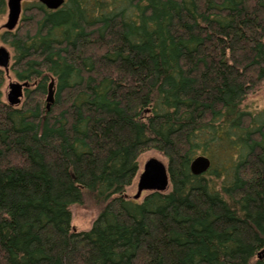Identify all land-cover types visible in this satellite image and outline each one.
I'll use <instances>...</instances> for the list:
<instances>
[{"label":"trees","instance_id":"1","mask_svg":"<svg viewBox=\"0 0 264 264\" xmlns=\"http://www.w3.org/2000/svg\"><path fill=\"white\" fill-rule=\"evenodd\" d=\"M1 40L30 87L0 69V264H264V0H34ZM149 150L170 189L138 202Z\"/></svg>","mask_w":264,"mask_h":264},{"label":"water","instance_id":"2","mask_svg":"<svg viewBox=\"0 0 264 264\" xmlns=\"http://www.w3.org/2000/svg\"><path fill=\"white\" fill-rule=\"evenodd\" d=\"M25 0H8L7 22L3 26L5 31H14L23 14V2ZM48 10L60 9L65 0H40ZM12 63V55L6 47H0V69L9 74ZM30 87L29 83H10L7 92V103L11 106H19L24 99L25 91ZM264 101V95H263ZM47 109L54 103V82L50 83L47 96ZM211 166L210 160L205 157L196 159L192 165V172L195 175L205 173ZM170 189V177L167 165L159 159H150L144 166L143 172L138 176L137 193L134 200H140L144 193L160 192L165 193Z\"/></svg>","mask_w":264,"mask_h":264},{"label":"rangeland","instance_id":"3","mask_svg":"<svg viewBox=\"0 0 264 264\" xmlns=\"http://www.w3.org/2000/svg\"><path fill=\"white\" fill-rule=\"evenodd\" d=\"M33 2H34V0H25L23 2V7L25 8ZM6 22H7V15L5 17H3L2 19H0V47H6L10 51V53L13 57V54H12V51L10 50V48L7 47L1 40V36L5 31L3 29V26L6 24ZM12 63H13V60H12ZM12 63H11V65H12ZM15 82H17V80L12 75V73H10L7 76L6 84L4 86V96H5L6 101H7V99H6L7 89L9 87L10 83H15ZM263 95H264V90L259 91L258 93H255L252 96H250L245 103V108L250 110L251 112H257V111L264 110ZM153 158L159 159L167 165V160L164 157H162L160 154H158L156 151H154V150L146 151L138 159V164H139V169H140L139 175L143 172L145 164L150 159H153ZM137 184H138V177L134 181L133 185L127 190L128 197L133 198L136 195ZM147 195H149V193H144L142 198L140 200H136V201L142 202L143 199ZM70 210L72 213L73 229L78 231V232H87L92 228L94 222L97 220L98 216L100 215V213L102 211V205L96 203L91 197L85 196L82 204L74 205L70 208Z\"/></svg>","mask_w":264,"mask_h":264}]
</instances>
